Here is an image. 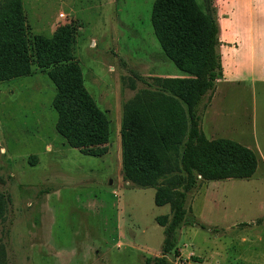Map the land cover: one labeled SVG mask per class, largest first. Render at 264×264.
<instances>
[{
  "label": "rangeland",
  "instance_id": "obj_1",
  "mask_svg": "<svg viewBox=\"0 0 264 264\" xmlns=\"http://www.w3.org/2000/svg\"><path fill=\"white\" fill-rule=\"evenodd\" d=\"M154 1L20 0L32 65L30 76L0 82V264H143L144 257L160 256L164 234L156 219L171 216L169 205L154 204L155 189L125 181L121 143L125 106L146 88L130 70L146 80L188 77L174 66L154 36ZM195 1L203 8L202 0ZM213 2L224 32L229 28L231 45L225 49L239 68L242 81L237 90L243 94L239 100L251 115L257 109L252 104L264 95L260 84L264 0ZM11 4L12 0H0V12ZM63 25L73 28V61L107 121V153L100 157L70 148L55 131L56 89L32 49L34 36L50 38ZM245 127H254L261 140L260 115L253 125L250 117ZM260 172L245 187L234 183L251 200L258 197L250 192L252 188L260 187L264 193ZM179 176L173 173L159 183L179 192ZM195 191L188 196L187 209ZM259 199L264 201V195ZM229 214V221H240L238 212ZM251 229V242L241 244L226 235L220 237L221 245L225 243L232 254L264 255V242L258 241L264 234ZM180 230L177 250L193 255L176 260L171 254L167 260L198 264L194 263L195 246L212 242L214 233L188 225Z\"/></svg>",
  "mask_w": 264,
  "mask_h": 264
},
{
  "label": "trees",
  "instance_id": "obj_2",
  "mask_svg": "<svg viewBox=\"0 0 264 264\" xmlns=\"http://www.w3.org/2000/svg\"><path fill=\"white\" fill-rule=\"evenodd\" d=\"M202 2L203 8L195 0H155L151 10L156 40L188 77L146 80L129 71L146 88L125 106L122 175L141 188L155 189L154 204L169 205L171 213L169 218L156 219L164 234L160 256L144 257L143 264H171L167 256H179L176 242L181 225L209 228L186 208L189 194L203 182L249 179L257 167L251 150L230 140L209 141L200 131L201 105L222 75L216 9L213 0ZM73 35L70 25L60 26L50 38L34 36L32 49L56 89L55 131L70 148L100 157L107 153L108 125L73 61ZM31 65L20 0H12L0 12V82L30 76ZM173 173L180 175L179 192L159 183Z\"/></svg>",
  "mask_w": 264,
  "mask_h": 264
},
{
  "label": "crops",
  "instance_id": "obj_3",
  "mask_svg": "<svg viewBox=\"0 0 264 264\" xmlns=\"http://www.w3.org/2000/svg\"><path fill=\"white\" fill-rule=\"evenodd\" d=\"M216 20L219 27L220 45L218 50L221 58L222 75L217 80L214 91L206 96V104L200 117L199 128L209 141L230 140L251 150L256 156L257 167L255 173L249 179L207 181L203 182L193 193L190 211L194 212V218L201 224L212 228L211 233H214L212 242L208 240L207 243L195 246L194 255L198 262L194 263L264 264V255L251 258L236 252L232 254L229 252V247L225 243L221 245L220 242V237L225 238L228 235L233 236L235 242L239 241L241 244H247L252 241L249 232L254 230L251 228L256 229L255 231L258 234H264V201L259 199L260 196L264 195L263 189L260 187L252 188L250 192H254L258 197L251 200L246 197L242 188L234 184L243 183V185H238L245 187L244 185L254 182L257 179L256 175L259 169H261L260 178L264 179V144L261 143V140L264 142V132H262L263 136L260 140L253 130L254 127H252V130L245 127L248 126L250 117L253 125L259 115L264 127V95L260 96L259 101L255 104H252L257 109H253L251 115L248 114L239 100V94L242 93L237 90L239 82L242 81L238 79L237 75L239 68L235 59L230 57L228 50L225 49V46L231 45L228 43L230 40L228 38L229 28L227 27L228 30L224 32L220 19L217 17V12ZM260 78H262L260 84L264 85V69ZM250 81L252 84H256L254 80ZM233 84L236 86H231ZM253 94L256 100V92L253 91ZM258 105L261 106L259 111ZM245 116L246 118H244ZM229 211L238 212V216L241 218L240 221H229L231 217ZM182 226L178 228L177 235L180 233ZM258 241L264 242V237L260 236ZM178 251L180 253L179 257L184 260H188V256L193 255L191 252L185 254V251L180 249Z\"/></svg>",
  "mask_w": 264,
  "mask_h": 264
},
{
  "label": "built area",
  "instance_id": "obj_4",
  "mask_svg": "<svg viewBox=\"0 0 264 264\" xmlns=\"http://www.w3.org/2000/svg\"><path fill=\"white\" fill-rule=\"evenodd\" d=\"M60 16H63V15H60ZM191 257V255L188 256V259ZM180 257H176V260H178Z\"/></svg>",
  "mask_w": 264,
  "mask_h": 264
}]
</instances>
